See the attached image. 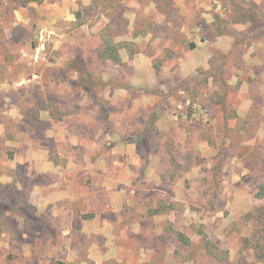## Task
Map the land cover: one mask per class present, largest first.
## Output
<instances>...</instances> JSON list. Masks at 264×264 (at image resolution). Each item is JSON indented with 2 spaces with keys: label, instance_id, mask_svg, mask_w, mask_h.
<instances>
[{
  "label": "rangeland",
  "instance_id": "1",
  "mask_svg": "<svg viewBox=\"0 0 264 264\" xmlns=\"http://www.w3.org/2000/svg\"><path fill=\"white\" fill-rule=\"evenodd\" d=\"M23 2L0 0V264H264V0L254 24Z\"/></svg>",
  "mask_w": 264,
  "mask_h": 264
},
{
  "label": "trees",
  "instance_id": "2",
  "mask_svg": "<svg viewBox=\"0 0 264 264\" xmlns=\"http://www.w3.org/2000/svg\"><path fill=\"white\" fill-rule=\"evenodd\" d=\"M23 5L25 3H28L30 1H40V0H23ZM234 1V0H232ZM234 4H232V12L234 16L232 17V22L237 23H248L254 24L256 22L257 14L260 13L258 9H256V6L254 3H251L248 8H244L241 6L242 0H235ZM262 16V14H261ZM194 46L193 44L191 45ZM121 47L119 44H112V43H106L105 48L99 52V56L103 59L109 58L113 62L120 61V55L118 52V49ZM256 196L259 198L264 197V183L260 186L259 190L256 192ZM156 212V211H155ZM31 214V213H30ZM29 213L24 212L25 216L31 217ZM33 216V215H32ZM177 238L179 241L187 243L188 238L182 233L177 232ZM204 245L209 252H213V244L211 246L210 240L207 239L206 235H203Z\"/></svg>",
  "mask_w": 264,
  "mask_h": 264
}]
</instances>
